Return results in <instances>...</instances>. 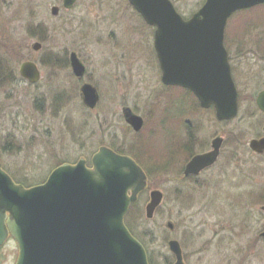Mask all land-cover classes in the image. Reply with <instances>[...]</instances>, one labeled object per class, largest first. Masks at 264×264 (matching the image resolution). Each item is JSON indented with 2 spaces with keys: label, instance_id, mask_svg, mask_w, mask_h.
Listing matches in <instances>:
<instances>
[{
  "label": "rangeland",
  "instance_id": "obj_1",
  "mask_svg": "<svg viewBox=\"0 0 264 264\" xmlns=\"http://www.w3.org/2000/svg\"><path fill=\"white\" fill-rule=\"evenodd\" d=\"M171 2L188 18L204 0ZM53 4L60 6L56 16L50 14ZM133 10L127 0H76L70 10L62 8L61 0H0V61L11 58L10 65L17 71L22 61L30 59L40 70L33 84L21 79L13 84L9 79L1 81L3 169L16 183L29 187L42 183L61 163L84 158L89 164L100 146H116L127 155L134 149L137 154L141 151L153 177L147 176L146 189L136 201L143 216L141 227L133 228L137 235L141 236L140 231L149 234L143 240L155 264H163L165 255L170 259L169 239L187 245L193 239L187 250L194 252L186 254V264H264V240L259 237L264 230L260 210L264 154L238 151L232 164L223 165L220 160L196 180L184 179L180 172L193 152L210 147L216 134L229 132L238 142H248L263 133L264 114L256 108L258 90L253 89L258 82L251 78L248 63L264 56L252 55L264 51V4L235 12L225 26L224 44L231 54L250 51L243 57L247 63L236 81L238 113L228 123L216 121L214 110L201 108L183 88L167 90L162 85L152 34ZM36 23H43L41 37L34 33ZM36 41L41 43L37 51L31 47ZM256 43V48H242ZM71 51L87 66L84 80L99 88L100 101L92 113L82 107L77 92L80 82L69 76L65 59ZM49 57L55 59V66L42 63ZM122 106L144 119L140 132H134L122 118ZM8 135L20 146L7 144ZM186 145L193 149L187 154ZM158 155L162 161H155ZM151 190H159L162 198L148 219ZM15 243L8 238L0 247V264L15 263Z\"/></svg>",
  "mask_w": 264,
  "mask_h": 264
},
{
  "label": "water",
  "instance_id": "obj_2",
  "mask_svg": "<svg viewBox=\"0 0 264 264\" xmlns=\"http://www.w3.org/2000/svg\"><path fill=\"white\" fill-rule=\"evenodd\" d=\"M76 0H63L71 8ZM148 25L154 26V48L161 70V81L192 91L203 108H214L217 121L237 116L238 95L231 76L224 30L229 16L264 0H204L184 18L171 0H127ZM58 7L51 8L57 14ZM40 43L31 47L38 50ZM69 56L75 76L85 72L75 52ZM19 73L29 82L38 80L39 70L32 61L21 63ZM80 96L85 106L94 108L96 88L84 83ZM264 111V90L255 99ZM124 120L135 131L143 118L130 107H123ZM221 138L213 149L197 154L186 163L184 174L197 175L217 158ZM251 150H264V136L250 141ZM75 164L62 163L41 184L24 187L13 182L0 163V246L8 234L18 247L15 264H149L142 243L124 224L129 205L146 186V174L130 157L101 146L91 158ZM162 193L150 192L146 216L150 218ZM264 211V204L260 206ZM171 223H168L170 226ZM264 240V230L259 233ZM173 264H184L177 240H170Z\"/></svg>",
  "mask_w": 264,
  "mask_h": 264
},
{
  "label": "flooded vegetation",
  "instance_id": "obj_3",
  "mask_svg": "<svg viewBox=\"0 0 264 264\" xmlns=\"http://www.w3.org/2000/svg\"><path fill=\"white\" fill-rule=\"evenodd\" d=\"M76 3V2H75ZM74 4V3H73ZM56 5V4H55ZM54 4L51 6V8L53 7V6H55ZM57 7H58V11H57V14H58V12L60 11V6L59 5H56ZM61 6H62V8L63 9H65V10H70L71 8H65L64 6H63V0H61ZM51 8H50V14L52 15V16H56L55 14H52L51 13ZM135 13H136V15H137V17L138 18H140V21H142L143 23H145V21H143V19H142V17L140 16V14H139V12L137 13V11L136 10H133ZM43 23H36V25L33 27V30H34V33H36L37 32V34H40L41 33V31H43V26H41ZM146 24V23H145ZM148 25V24H147ZM146 25V27H144V29L146 30V29H149V31H150V33L152 34V40H153V34H154V27H152V26H150V25H148L147 26ZM28 27V26H27ZM29 27L27 28V31L29 32ZM138 29H139V31L140 32H142L141 30H142V27L140 26V27H138ZM33 34V33H32ZM139 34H141V33H139ZM142 35H143V33L140 35V37L141 38H143L142 37ZM40 37H41V34L39 35ZM43 36H44V34H43ZM151 40V41H152ZM36 42H38V43H40L39 41H36ZM33 45V44H32ZM40 46H41V43H40ZM39 46V47H40ZM258 45H257V43L256 44H246L245 46H243L242 48L243 49H249L250 47H252V48H256ZM263 47H264V44H263ZM41 48V47H40ZM224 48H226V50H227V54H228V61H229V64H230V70H231V74H232V78H233V81H234V83H235V85H236V89H237V92H238V95H239V89H238V85H237V77H238V72H241V71H239L240 69H241V67H243L244 65H245V63H247L246 62V60L243 58L244 56H246V55H249V52L250 51H240V52H238V53H236V54H231V52L232 51H230V48H227V46L225 45V47ZM260 48H262V47H260L259 46V49ZM262 49H264V48H262ZM152 50H153V53H154V55H155V58H156V62L158 61L157 60V57H156V53H155V50H154V48H153V41H152ZM71 52H74V51H71ZM70 52V53H71ZM264 51H262V52H252V55H258V53L259 54H264L263 53ZM69 53V54H70ZM76 53V52H75ZM251 54V53H250ZM76 55H77V53H76ZM77 57H78V59L80 60V62L83 64V66H84V68H85V72L83 73V75H81V76H75V74L73 73V70H72V67L70 66L71 64H70V59H69V56H68V58L67 59H65V62L68 64V66H69V70H70V75L69 76H71L72 78H74L77 82H80V84L78 85V87H77V92H78V94H79V96L81 95L80 94V88H81V85H83L84 83H90V84H92L91 82H89V81H86V80H84V78H85V76H87L88 75V73H87V66H86V64L79 58V55H77ZM255 59H257V60H255L254 59V61H255V63L253 62V63H248L249 64V67H250V69L248 68V71H249V73H250V75H252L253 77H251V78H254L253 80L255 81H257L258 82V85L256 84V87H254L253 89L255 90V89H257L258 90V92H257V94L259 93V92H261V91H263L264 90V56H256V57H254ZM10 60H12L11 58H3V59H1V61H6V62H1L0 61V69H4V70H6L7 71V73L3 76L4 78H0V84H2V82L1 81H3V80H6V79H9L8 81H11V83L13 84V83H15V81H17L18 79H21V80H25L26 82H28L25 78H23L21 75H20V73H19V68L18 67H20V64L23 62H21L20 64H19V66L17 67V71H15L14 70V68L13 67H11V65H10ZM29 61H33V60H30V59H28ZM24 61H26V60H24ZM36 65H37V63L35 62V61H33ZM42 63L43 64H46L48 67L49 66H55L56 65V62H55V59H51V57H49V58H45L43 61H42ZM37 67H38V65H37ZM157 67H158V69H159V71H160V68H159V63L157 62ZM39 68V67H38ZM160 74H161V72H160ZM53 79H55V78H53ZM241 79H244L243 77L241 78ZM88 80H90V78L88 77ZM29 83V82H28ZM30 84H33V83H30ZM95 88H96V90H97V93H98V95H99V100H98V102H97V104L95 105V107L94 108H88V107H86L83 103V106L82 107H84V108H86L90 113H92V112H94V110H96V108H97V105L99 104V101H100V93H99V88H98V86H96V85H94V84H92ZM163 85V84H162ZM163 86H165L166 87V89L168 90V89H171L172 88V86H169V85H163ZM60 90H59V94H60ZM256 94V95H257ZM80 98H81V96H80ZM81 102H82V99H81ZM123 107L124 106H122V109H123ZM122 109H121V111H122ZM259 111H260V113L261 114H264V111H261L260 109H258ZM122 115V114H121ZM122 118H123V115H122ZM97 119H100L99 117L97 118ZM219 122V121H218ZM220 122H223V123H228L229 121H220ZM143 124H144V119H143ZM130 127V126H129ZM142 127H143V125H142ZM142 127H141V129L140 130H138V131H135V130H133L134 132H140L141 130H142ZM197 129L195 128V131H196ZM262 130H263V133L262 134H259L258 136H256L255 138H261V137H263L264 136V126L262 127ZM189 132V131H188ZM189 135H191V134H189ZM188 135V136H189ZM215 138H221V142H220V146H219V148H218V154H217V158L215 159V161H214V163L211 165V166H208V167H206V168H204L203 170H201L200 172H198L199 174L198 175H192V174H189V175H185L184 174V169H185V166H186V163L187 162H189L190 161V159L194 156V155H196V154H200V153H205V152H207V151H210V149H211V147H212V145H210V147L208 146V147H204V148H202V149H199V151H195V152H193V154H191L189 157H188V159L186 160V162L184 163V165L182 166V168L180 169V172H181V174H182V177L184 178V179H194V180H196V177L197 176H199L200 174H202L203 172H206V171H208V170H210L212 167H214L216 164H218V161H222L223 162V165H226V164H232L233 163V158H235V156H237L236 154H237V152L239 151L240 153H243L242 151H247V150H250V151H252L254 154H256V155H258V156H262L263 154H264V151L262 152V153H257V152H255V151H253V150H251V148H250V139H249V141L248 142H238V140L233 136V135H230V133L228 132L227 133V136L225 135V136H223V135H220V134H216L215 136H214V138L213 139H215ZM212 139V140H213ZM252 139V138H251ZM191 140H193V138L191 139ZM196 141V140H195ZM195 141H193V142H195ZM211 142V141H210ZM188 145H190V144H188ZM240 145H242V147L244 148V149H242L241 147H240ZM112 148V147H111ZM213 148V147H212ZM184 149V152H186V154H187V152L188 151H190V150H193L191 147H189V148H187V145H186V147H184L183 148ZM225 159V160H224ZM90 165V164H89ZM171 228H173V226L171 225ZM169 240H171V239H169ZM169 240L167 241V246H168V242H169ZM179 242V244H180V246L179 247H181V253H182V258H183V261H184V263L186 264V261H185V256H186V254L188 253V252H190L191 254H192V252H194V249L191 251V249L190 250H187V248H188V246L190 245H193V239H190V241H189V244L187 245L186 243L184 244L182 241L180 242V241H178ZM169 252H170V250H169ZM170 255H171V257L173 258V260L170 262V260H171V257H170V259L169 258H167L168 256H164V257H166V258H163L162 259V263L163 264H173V262H174V255L170 252ZM150 263L151 264H155L154 263V261H153V259L150 257Z\"/></svg>",
  "mask_w": 264,
  "mask_h": 264
},
{
  "label": "trees",
  "instance_id": "obj_4",
  "mask_svg": "<svg viewBox=\"0 0 264 264\" xmlns=\"http://www.w3.org/2000/svg\"><path fill=\"white\" fill-rule=\"evenodd\" d=\"M6 73H7L6 70H4V69H0V78H2ZM184 91H185V90H184ZM185 92H187L188 95L190 94L189 96L192 97L194 103L197 102V101H196V98H195L190 92H188V91H185ZM5 142H6L7 144H10V142H11L12 144H16L17 147L20 146V145H19V142L17 141V139H13V137H12L11 135H8V137L5 138ZM136 145H140V144H136ZM110 147H112L115 151H117V152H119V153H124L123 150L119 149V148L116 147V146H110ZM134 148H136V147L133 145V149H134ZM140 148H141V150L144 152V149H145V148H143V145H141ZM134 151H135V152H134ZM134 151L130 153V156H132V157L136 160V162L139 164V166H142V167L144 168L145 172L147 173L146 176H148V179H149V178H152V177H153V176H152L153 174H152L151 167H149L148 165H146L145 162L143 161L144 157H143L141 151H140L138 154H137V151H136L135 149H134ZM9 152H10V153H14L15 151L11 150V151H9ZM144 153H147V152H144ZM124 154H125V153H124ZM128 154H129V153H128ZM156 154H158V153H156ZM163 156H164V158H167L166 153H164ZM154 158H156L155 161H162V158H160L159 155L156 156V157L154 156ZM24 179H25V178H24ZM18 183L23 184L24 186H26V185L24 184L25 182H21V181H19ZM260 201H261V202H260L261 204L264 203V198H263L262 195H260ZM128 208H129V209L127 210V213H126L125 218H124L125 224H126V226L129 228L130 232H131L136 238L140 239V241L143 243V245L145 246V248H146L147 251H148V247H146V243L144 242L143 237H144V236H147V237L149 238V234H148V233H145L144 231H140L141 236H140V235H137V234L135 233V231H134V228H133V225H137L138 228L141 227V225H140L139 222L142 221V219H143L142 213H141L140 209L137 207L136 203L132 204V205H131L130 207H128ZM149 261H150V260H149ZM150 264H151V263H150Z\"/></svg>",
  "mask_w": 264,
  "mask_h": 264
},
{
  "label": "bare ground",
  "instance_id": "obj_5",
  "mask_svg": "<svg viewBox=\"0 0 264 264\" xmlns=\"http://www.w3.org/2000/svg\"><path fill=\"white\" fill-rule=\"evenodd\" d=\"M150 257H152L151 254H147V259H150Z\"/></svg>",
  "mask_w": 264,
  "mask_h": 264
}]
</instances>
